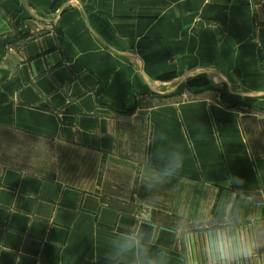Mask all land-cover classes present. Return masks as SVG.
Returning <instances> with one entry per match:
<instances>
[{
	"label": "crops",
	"instance_id": "crops-1",
	"mask_svg": "<svg viewBox=\"0 0 264 264\" xmlns=\"http://www.w3.org/2000/svg\"><path fill=\"white\" fill-rule=\"evenodd\" d=\"M209 69L214 89L180 98L185 74ZM154 132L185 156L164 202L111 200L105 168L139 169ZM0 149L15 150L0 264H104L107 238L146 220L179 253L176 206L214 180L239 175L264 200V0H0Z\"/></svg>",
	"mask_w": 264,
	"mask_h": 264
},
{
	"label": "clouds",
	"instance_id": "clouds-1",
	"mask_svg": "<svg viewBox=\"0 0 264 264\" xmlns=\"http://www.w3.org/2000/svg\"><path fill=\"white\" fill-rule=\"evenodd\" d=\"M150 150L139 168V188L152 206L164 202V191L182 173L185 156L179 144L154 132ZM264 200L245 186L244 178L228 174L195 205L175 209V234L185 245L173 255L157 244L151 220L130 223L111 234L102 249L104 264H264V226L249 211Z\"/></svg>",
	"mask_w": 264,
	"mask_h": 264
},
{
	"label": "rangeland",
	"instance_id": "rangeland-1",
	"mask_svg": "<svg viewBox=\"0 0 264 264\" xmlns=\"http://www.w3.org/2000/svg\"><path fill=\"white\" fill-rule=\"evenodd\" d=\"M209 72H205V71H196V74H192V73H188L185 74L187 81L184 83V91L182 96H180V98L182 99H188V98H192L194 97V94L197 89L198 86L201 85L198 80L201 79H206V81L202 82L203 86H208L206 88L213 90L214 86L217 85V76L215 75V72H213L211 69L208 70ZM216 80V81H215ZM181 82L175 81L174 82V86L176 87L175 89L170 88V83L167 84L163 89L164 90H170L173 89L172 91H176V90H181L182 86L180 84ZM206 84V85H204ZM189 86V87H188ZM179 97V96H178ZM49 150H46V152H48ZM15 150H9V149H0V170H2L4 167L11 165L10 163L13 162V160L15 159V155H14ZM38 154L41 155V153L44 155L42 156H36V158L38 157H44L45 158V154L42 150H39L37 152ZM113 166V165H112ZM23 170L25 171H38V172H44V169L46 167V162H44L43 164H31V163H27V165H23L22 166ZM114 167V166H113ZM133 171H131L130 173L134 174V170H137V173H139V169L136 167V169L134 167ZM46 174H49V172L47 171ZM132 174H128V173H123L120 176V179L118 177V173L115 169H113L112 167H106L105 168V173L104 176H108L109 179H103L104 180V188L103 187L101 189L105 191H107L108 195L110 196L111 200H120V196L121 197H132V199H139L136 201H144L145 199V192L143 191V189L139 188V182H138V175L137 179L135 180V176H133ZM130 178L129 180H126L127 178ZM96 187V186H95ZM97 188V187H96ZM135 194V195H134ZM119 195V196H118ZM147 201V200H146ZM166 220H161V222L166 223ZM175 219H171V222L175 225ZM259 225L264 226V220L258 221L257 222ZM178 245L181 247L180 249L183 250L184 248V244L181 242L180 238H179V243Z\"/></svg>",
	"mask_w": 264,
	"mask_h": 264
}]
</instances>
